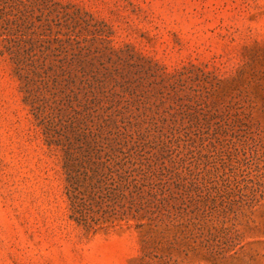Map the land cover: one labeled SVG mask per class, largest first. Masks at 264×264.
<instances>
[{
	"label": "rangeland",
	"instance_id": "rangeland-1",
	"mask_svg": "<svg viewBox=\"0 0 264 264\" xmlns=\"http://www.w3.org/2000/svg\"><path fill=\"white\" fill-rule=\"evenodd\" d=\"M0 264H264V0H0Z\"/></svg>",
	"mask_w": 264,
	"mask_h": 264
},
{
	"label": "trees",
	"instance_id": "trees-1",
	"mask_svg": "<svg viewBox=\"0 0 264 264\" xmlns=\"http://www.w3.org/2000/svg\"><path fill=\"white\" fill-rule=\"evenodd\" d=\"M67 148L68 157H75L81 160V164L86 166V175L90 178H98L103 175L107 163L113 159L110 153L104 155L105 149L99 142L91 140L85 133L80 132L73 126H68ZM105 156L109 157L105 161ZM126 159V158H125ZM126 163L119 161L118 180L115 188L116 195L119 198H125L128 191L132 188L140 189L139 183L134 177V172L124 171ZM85 169V168H84Z\"/></svg>",
	"mask_w": 264,
	"mask_h": 264
}]
</instances>
